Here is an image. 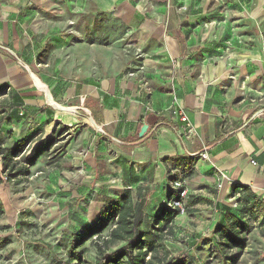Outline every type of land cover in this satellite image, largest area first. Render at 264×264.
Segmentation results:
<instances>
[{"label": "crops", "instance_id": "0c3cea01", "mask_svg": "<svg viewBox=\"0 0 264 264\" xmlns=\"http://www.w3.org/2000/svg\"><path fill=\"white\" fill-rule=\"evenodd\" d=\"M92 1L100 13L121 24L128 52L120 54L118 49L115 58L112 48L83 41L60 48L52 31L48 41L56 47L51 61L35 63L34 50L44 44L35 33L40 31H33L32 22L16 26L6 17L11 6L0 4V87L9 94L5 110L10 118L0 129L4 145L32 134L40 136L36 144L64 129L63 139L50 147L67 141L62 164L76 166L83 155L80 165L92 172L91 167L101 161H118V178L129 187L157 183L149 199L166 194L167 188L161 187L169 174L163 157L194 155V174L188 182L197 192L195 197L211 202L194 204V208L210 207L192 212L204 213L201 222L208 232L223 222L224 211L243 193L242 186L264 199V113L256 115L264 109V46L254 47L245 39L255 24L263 32L264 16H246L244 5L249 0H147L144 10L137 7L138 0ZM213 20L216 26L210 29ZM227 39L233 42L229 49H225ZM136 47L142 56H135ZM41 63L45 69L37 67ZM131 70L141 75L127 76ZM241 81L247 86L244 95ZM178 107L195 126L192 138L181 133V123L172 113ZM143 124L147 129L141 143L123 149L122 139L139 136ZM202 152L208 157L201 159ZM133 161L142 171L125 177ZM95 175L105 179L97 169ZM256 235L261 242L262 235Z\"/></svg>", "mask_w": 264, "mask_h": 264}, {"label": "rangeland", "instance_id": "374dc122", "mask_svg": "<svg viewBox=\"0 0 264 264\" xmlns=\"http://www.w3.org/2000/svg\"><path fill=\"white\" fill-rule=\"evenodd\" d=\"M81 2L83 6L79 4V0H0V4L4 3L11 6L12 13L7 14L6 17L14 20L16 26L18 23L21 27H23L22 25L28 26L32 22L33 31H35L34 29L40 31L39 34L35 33L36 36L41 37L39 41H43L44 44L34 50L33 60L35 63L38 61L46 62L48 59L51 61L52 49L56 47L54 45L56 42L60 48L68 47L80 41L87 44H97L104 50L112 48L114 51L112 56L115 58L118 55L116 52L118 49L120 54L125 51L128 52L127 39L121 38L124 35L121 24L116 19L107 18L106 14L100 13L93 5L92 0H81ZM257 6H259V13L256 9ZM244 10L246 16L256 17L258 14L264 16V0L261 1V4L257 0L255 3L254 0H249L247 7L246 4L244 5ZM209 25L211 29L216 26V22L214 20L209 21ZM261 30L263 32L259 33V27L256 24L254 27L248 28L246 41L254 47L264 46V22L261 23ZM52 31L58 37H54L56 39L54 43L48 41ZM255 33L262 36L254 37ZM25 34L28 33L25 32ZM66 35L69 38L64 41ZM7 54L9 53L7 52ZM37 67L46 68L42 63ZM48 67L49 71L52 70L51 65ZM8 98V92L0 87V128L7 120L8 111L5 110V107H7ZM67 128L71 129V132L74 131L71 127ZM39 138L40 136L36 139ZM35 140L25 148L23 156L27 157L31 153V147ZM41 147L45 149V146ZM77 154L79 156L82 152L79 151ZM51 155L53 154L49 150H43L39 157L30 156L29 174L23 176L19 183L5 180V174H3L4 181L0 183V202L3 206V213L0 215V264H66L69 255V233L77 231V228H81L82 225L95 221L102 209V203L95 200L100 192H112L122 187L117 182L110 185L107 183L100 185V182L99 185L95 184L98 179L95 175L96 169L97 174L104 175L106 178L109 177V179H116L114 177L119 176L117 172L120 170L118 161L112 163L109 162L110 160L101 161L99 164L97 163L95 168L92 166L93 171L90 172L80 165L84 161L83 155L80 158L81 163L77 164V167L69 166V163L61 164L60 167L56 166L55 163H49ZM198 162L200 164L201 160L199 159ZM134 164H136L134 161L128 164V174L125 177L137 176L138 172L134 171V167L140 164ZM166 168L169 172V168L167 166ZM182 173L184 174L183 171ZM168 177V183H164L165 185L161 187L162 190L170 187ZM143 183L140 182V186L137 187L139 191L146 184ZM190 183H187V191L189 199H192L197 192L192 191L194 187ZM152 185H157V183L146 184L144 192H140V194L142 196L146 194V198H148L149 194L156 190ZM93 188H96L97 192H93L90 196L91 199L86 200L88 197L85 193ZM165 198L168 196L161 195L156 199L148 198L146 210L149 214L144 220V228L150 227L153 215L160 209L159 204L156 205L153 202L165 203ZM207 204H198V208H194V206L187 208L193 209L192 211H201L210 207ZM204 218L202 212L187 213L186 211L175 217L174 232L166 235L167 238L164 239V243L170 249L171 254H176L179 249H190L188 242L192 240V236L199 233L197 231L202 230V236L209 235V232L204 230V223L201 222ZM107 231L108 228L104 229L101 235L106 236ZM257 233L260 234L259 231ZM257 233H252V236L255 235V237L250 238L249 245L235 260L226 262V264H264V260H259L260 256H258V254H264V237L260 235L261 242H257L255 240ZM95 238L96 235L87 237L77 248L78 250L83 249V258L87 261L95 258V246L91 243ZM74 263L84 264L78 261H73L70 264ZM199 264L219 263L211 259L207 260L206 263L199 262Z\"/></svg>", "mask_w": 264, "mask_h": 264}, {"label": "trees", "instance_id": "16d2710c", "mask_svg": "<svg viewBox=\"0 0 264 264\" xmlns=\"http://www.w3.org/2000/svg\"><path fill=\"white\" fill-rule=\"evenodd\" d=\"M79 4L83 6L81 0H79ZM80 9L82 10V7ZM18 106L14 103L10 104V107L18 108ZM6 118L10 121V118ZM164 124L169 128H174L169 122H164ZM11 132L9 129L8 137L11 136ZM63 132L64 129L55 130L52 137L44 139L43 142L34 143L31 153L27 157L23 156V152L35 140L36 134L17 139L12 145H4V139L0 134V161L2 164L0 183L4 181L3 174L7 181L21 182L23 176L29 174L30 156L39 157L43 150H49L53 154L49 163H55L60 167L65 160L62 152L65 150L67 141L64 144H57L52 149L50 147L63 139ZM144 137L145 135L124 137L122 139V142L125 143L122 145L123 149H132L141 143ZM41 146H45V149ZM195 158L194 155L162 158L170 170L168 172L170 187L167 188L165 194L168 198H165V203L156 204L160 206V209L153 215L149 228L143 227L144 220L149 214L146 210L148 198L142 196L138 192V188L129 187L123 178L116 177L117 183L122 187L112 192H100L95 198L96 201L102 203V209L95 221L82 225L81 228H77V231L69 233V255L66 264L73 261L84 264H199V262L206 263L211 259L219 264H226V262L235 260L249 245L254 230L264 236V199L251 193L247 186H242L243 193L234 197L232 200L234 205L229 204L223 213V222L217 223L208 236H202L201 233L192 236V240L188 242L190 249H179L176 254H171L170 249L164 243L166 235L174 232L173 222L177 215L185 213V211L192 212L193 209L190 210L187 207H192L198 202H211L201 196L189 199L188 194L182 212L179 208L169 205L170 201L178 196L177 189L172 187V182L181 179L187 185L189 178L194 174L192 168ZM140 170V167H134L136 173ZM104 178L97 179L95 183L110 185L109 177ZM93 192H97V189L93 188L85 193L88 197L86 200L91 199L90 196ZM2 213L3 206L0 202V215ZM106 228H108L107 234L102 236L101 233ZM93 235H96L94 241H91L96 250L95 258L87 261L83 258V249L78 250L77 248L87 237ZM258 256H260L259 260H264V254L261 253Z\"/></svg>", "mask_w": 264, "mask_h": 264}, {"label": "built area", "instance_id": "2783aa9c", "mask_svg": "<svg viewBox=\"0 0 264 264\" xmlns=\"http://www.w3.org/2000/svg\"><path fill=\"white\" fill-rule=\"evenodd\" d=\"M147 3V0H138L137 2V7H139L141 10H144L145 9V5ZM181 9H185V6H181L180 7ZM236 42L238 44H241L242 43V40L241 38L237 37L236 38ZM233 45V42H232V39H227L225 41V49H229L231 46ZM131 46V45H129ZM134 54L136 57H140L142 56V51L140 48L136 47L135 50H134ZM142 68V67H141ZM127 76L129 77H132V76H138V74L141 75V71H127L126 72ZM240 93L241 95H244L247 91V86L245 85V82L244 81H241L240 82ZM248 91H252L250 88L248 89ZM254 92V91H253ZM260 94L259 92H257L256 96H260L258 95ZM172 113L174 115H176L179 119V122L181 123L180 125V130H181V133L186 137V138H192L194 137V135L196 134V130H195V126L194 124L189 120L188 116L186 115L185 111L178 107L177 109H173L172 110ZM264 113V109H260L258 111V113L256 115H260V114H263ZM116 142H118V138H115L114 139ZM79 153V152H78ZM199 157L205 159L208 157L207 153L206 152H202L199 154ZM251 163L255 164V161L253 159H251ZM118 181V179H109V183L111 184H114ZM96 184V183H95ZM220 186V185H219ZM172 187L174 189H177V193H178V196L176 199L170 201L169 205L171 207H177L181 210V212L183 211V208H184V205L186 203V200H187V195H188V191H187V185L185 183L184 180H181V179H176L172 182ZM232 205H234V203H232Z\"/></svg>", "mask_w": 264, "mask_h": 264}, {"label": "water", "instance_id": "95a60500", "mask_svg": "<svg viewBox=\"0 0 264 264\" xmlns=\"http://www.w3.org/2000/svg\"><path fill=\"white\" fill-rule=\"evenodd\" d=\"M49 97H50V95H49ZM146 129H147V125L146 124H143L142 126H141V128H140V130H139V136H142L143 135V133L146 131Z\"/></svg>", "mask_w": 264, "mask_h": 264}, {"label": "bare ground", "instance_id": "6f19581e", "mask_svg": "<svg viewBox=\"0 0 264 264\" xmlns=\"http://www.w3.org/2000/svg\"><path fill=\"white\" fill-rule=\"evenodd\" d=\"M32 74V73H31ZM32 75H34V74H32Z\"/></svg>", "mask_w": 264, "mask_h": 264}]
</instances>
